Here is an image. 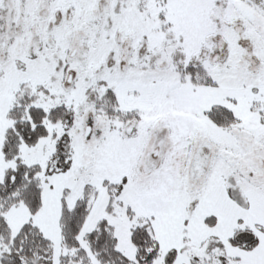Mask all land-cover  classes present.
Returning <instances> with one entry per match:
<instances>
[{
	"label": "snow or ice",
	"instance_id": "obj_1",
	"mask_svg": "<svg viewBox=\"0 0 264 264\" xmlns=\"http://www.w3.org/2000/svg\"><path fill=\"white\" fill-rule=\"evenodd\" d=\"M0 264H264V0H0Z\"/></svg>",
	"mask_w": 264,
	"mask_h": 264
}]
</instances>
